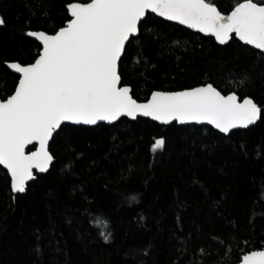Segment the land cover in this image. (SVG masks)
Instances as JSON below:
<instances>
[{
    "label": "trees",
    "instance_id": "obj_1",
    "mask_svg": "<svg viewBox=\"0 0 264 264\" xmlns=\"http://www.w3.org/2000/svg\"><path fill=\"white\" fill-rule=\"evenodd\" d=\"M71 2L88 0H0V99L18 80L6 63L29 64L40 50L27 32L54 33ZM236 2L212 0L221 13ZM118 74L138 101L210 83L251 98L260 118L227 134L140 117L63 124L48 146L53 162L24 193L11 191L0 166V264H233L263 249L264 54L147 13ZM160 138L163 150L153 153Z\"/></svg>",
    "mask_w": 264,
    "mask_h": 264
},
{
    "label": "snow or ice",
    "instance_id": "obj_2",
    "mask_svg": "<svg viewBox=\"0 0 264 264\" xmlns=\"http://www.w3.org/2000/svg\"><path fill=\"white\" fill-rule=\"evenodd\" d=\"M67 9L71 18L54 34L27 33L42 42L33 63H9L21 75L13 94L0 99V165L10 173L14 192L26 191L34 168L47 171L53 157L46 142L64 122L95 125L139 114L165 124L207 121L227 133L260 118L261 109L251 98L238 101L235 94L222 95L210 84L153 92L147 103H137L130 88L121 86L117 63L146 10L210 33L222 45L235 33L245 44L264 49V3L237 0L227 15L212 0H88L69 3ZM33 141H39V151L25 154ZM164 143L163 138L156 139L153 153L163 150ZM96 224L107 228L101 218ZM101 235L108 240L110 233ZM242 259L243 264H264V250Z\"/></svg>",
    "mask_w": 264,
    "mask_h": 264
},
{
    "label": "water",
    "instance_id": "obj_3",
    "mask_svg": "<svg viewBox=\"0 0 264 264\" xmlns=\"http://www.w3.org/2000/svg\"><path fill=\"white\" fill-rule=\"evenodd\" d=\"M241 2H242V1H241ZM71 3H73V2H71ZM67 5H68V4H67ZM67 5H66V9H67ZM231 10H232V8H231ZM231 10H229L227 13H222V14H225V15L230 14ZM67 13H68V16H69V19H70L71 17H70V15H69L68 9H67ZM147 13L153 14V15H155V16H157V17H159V18H161V19H163V20H165V21H168V22H172V23H174V24H177V25H179V26H181V27H183V28H186V29H188V30H190V31H192V32L199 33V34H201V35H203V36H209V37H212V38L214 39V41H215L217 44H220L219 41H218L213 35H211L210 33L200 32V31H198L196 28H189V27L187 26V24H180V23H179L178 21H176V20H171V21H170V20H168L166 17H162V16L158 15L157 13H152L151 10H146L145 15L141 18V21L145 18V16H146ZM141 21H140V22H141ZM140 22H138V25H139ZM65 24H66V23H65ZM64 26H65V25H64ZM64 26H62V27H64ZM60 28H61V27H60ZM60 28H58L56 31H58ZM56 31H55V32H56ZM28 32H29V31H28ZM28 32H27V33H28ZM32 32H44V31H42V30H35V31H32ZM55 32H54V33H55ZM45 33H47V32H45ZM54 33H47V34H54ZM137 33H138V31H137L135 34L130 35V38L133 37V36H136ZM231 36H234V37H235L238 41H240L242 44H245V42L242 41V40H240L239 37L236 36L235 33H232ZM231 36H230V38H231ZM30 38L34 39L37 43H39V45H40V49H41V43H42V42L36 40L34 37H30ZM130 38H129V39H130ZM230 38H229L226 42H228V41L230 40ZM127 42H128V41L125 42V45H126ZM220 45H222V44H220ZM245 45H247V46H249V47H251V48H254V49H256V50H258L259 52H261V53L264 54V49H257V48H255L254 45H249V44H245ZM39 51H40V50H39ZM122 54H123V52L121 53V56H122ZM35 59H36V58H35ZM35 59H34V60H35ZM34 60H33L31 63H33ZM118 62H119V61H118ZM9 63H10V62L6 63V66H7V67H8L13 73H15V71L9 67ZM31 63H29V64H31ZM19 64H20V63H19ZM21 65H28V64H21ZM117 71H118V63H117ZM15 74L18 76V79H19V77H20L21 74H18V73H15ZM17 83H18V80H17L16 84H17ZM209 84H210V83H205V84L196 85V86H193V87L184 88V89H179V90H153V91L149 94V96L147 97V99L144 100V101H138V100H136L134 97H133V99H135V100L137 101V103L144 104V103H147V102L150 100L151 95H152L153 92L174 93V92H181V91H184V90H187V89H193V88H198V87L206 86V85H209ZM210 85H212V84H210ZM121 86H127V87L130 88V86H128V85H124V84H121ZM212 86H213V85H212ZM217 90H218V89H217ZM13 91H14V90H13ZM218 91H219V90H218ZM220 93H221V92H220ZM11 94H13V92H12ZM11 94H10V95H11ZM221 94H222V93H221ZM230 94H234V93H227V94H222V95L227 96V95H230ZM130 95H131V88H130ZM235 95H236V94H235ZM236 96H237V95H236ZM7 97H8V96H7ZM7 97H6V98H7ZM244 98H248V97H244ZM244 98H241V99L238 98V101H242ZM137 117H140V118H146V119H149V120L154 121V122H156V123H158V124H161V125H167V124L172 123V122H176L177 124H181V125H183V124L207 125V126L213 128L214 130H216V131L222 133V134H227V133H228V132H227V133L221 132L220 129L216 128L214 124H209V123H207V121L197 122V121H195V120H190V121H186L185 123H180V122L177 121V120H173V121H170L169 123L165 124V123H162V122L159 121V120H154L151 116H142V115L137 114L136 118H137ZM120 118H126V119H128V120H135V119H136V118L133 119V118L130 117V116H121V117H119L117 120H119ZM117 120H115V121H111V122H109V121H98L95 125H97V124H106V125H110V124H112V123H115ZM63 124L82 125V126H95V125H85V124H74V123H71V122H64ZM63 124H62V125H63ZM237 129H244V128L230 129L229 132L232 131V130H237ZM57 130H58V129H57ZM57 130H56V131H57ZM56 131H55V132H56ZM55 132H53V134H54ZM53 134H52V136H53ZM52 136H51V137L49 138V140L46 142V150L48 151V153H49L50 155H51V153L49 152L48 146H49V143H50V141H51ZM32 145L34 146V148H33L31 151H28V152H27V151H26L27 147H28V146H32ZM39 148H40L39 141H33L32 144L27 145V146L25 147V154H28V153H30V152L39 151ZM51 156H52V155H51ZM52 157H53V156H52ZM53 160H54V159H52V161L48 164V166H47V170L49 169V167H50L51 163L53 162ZM0 166H1V167L7 172L8 176H9V180H10V188H11L10 173H9L8 170L5 169L2 165H0ZM45 172H46V171H45ZM45 172H39L38 169H35V168H34V169H33L34 178H35V175H36V174H43V173H45ZM32 180H33V179H32ZM28 182H29V181H28ZM28 182H26V185H27ZM11 191H12L13 193H16V192H14V191L12 190V188H11ZM260 250H264V248H263V249H260ZM253 251H259V250H252V251H249V252H247V253H245V254L251 253V252H253ZM245 254H243V255L241 256V258L239 259V261H237L236 263H233V264H243V259H242V258H243V256H244ZM226 264H229V263H226Z\"/></svg>",
    "mask_w": 264,
    "mask_h": 264
}]
</instances>
